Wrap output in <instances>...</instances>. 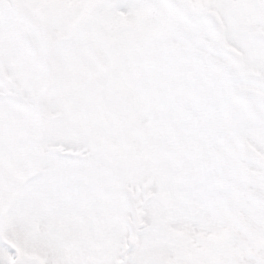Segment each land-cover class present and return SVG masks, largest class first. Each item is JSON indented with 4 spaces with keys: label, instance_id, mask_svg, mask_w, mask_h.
I'll use <instances>...</instances> for the list:
<instances>
[{
    "label": "snow or ice",
    "instance_id": "1",
    "mask_svg": "<svg viewBox=\"0 0 264 264\" xmlns=\"http://www.w3.org/2000/svg\"><path fill=\"white\" fill-rule=\"evenodd\" d=\"M0 264H264V0H0Z\"/></svg>",
    "mask_w": 264,
    "mask_h": 264
}]
</instances>
